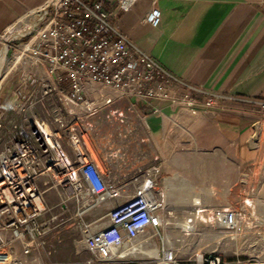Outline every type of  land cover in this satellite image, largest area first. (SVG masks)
Masks as SVG:
<instances>
[{
    "label": "built area",
    "instance_id": "2783aa9c",
    "mask_svg": "<svg viewBox=\"0 0 264 264\" xmlns=\"http://www.w3.org/2000/svg\"><path fill=\"white\" fill-rule=\"evenodd\" d=\"M136 1L46 0L0 32V94L19 65L44 64L49 75L23 74L11 99L0 107V264H29L27 256L50 229L52 220L44 216L48 191L54 188L64 196L62 209L72 198L90 207L123 198L109 210L108 224L85 236L92 254L85 264L128 261L135 255L147 259L142 248L151 240L139 239L169 222L170 210L154 179L136 176L131 192L116 185L92 158L84 133L68 128L59 111L46 120L27 110L28 101L32 108L41 97L55 98L70 112L93 111L113 103L117 93L145 102L151 112L161 110L155 101H168L196 113L200 90L118 28L120 12ZM151 1L145 20L159 27L161 10L157 0ZM206 97L204 104L211 105L219 95L206 92ZM23 112L29 116L13 117ZM216 216L224 226H236L234 211L218 209ZM157 260L177 264L171 247L163 246Z\"/></svg>",
    "mask_w": 264,
    "mask_h": 264
},
{
    "label": "crops",
    "instance_id": "0c3cea01",
    "mask_svg": "<svg viewBox=\"0 0 264 264\" xmlns=\"http://www.w3.org/2000/svg\"><path fill=\"white\" fill-rule=\"evenodd\" d=\"M44 2L0 0V32ZM157 5L162 14L159 27L145 20L153 6L151 0H138L129 10L120 12L117 26L136 45L200 90L196 94L198 110L193 113L168 101H155L161 108L155 113L145 102L128 98L135 121L130 118L125 166L120 168L114 161L105 163L99 151L96 157L91 156L107 179L126 185L130 192L136 176L152 178L159 185L151 176L152 157L166 162L168 148L209 147L223 153L225 148H232L238 160H245L252 130L264 122L263 0H157ZM28 72L39 78L49 76L44 64L19 65L12 77L6 78L3 102L11 99L13 90L20 85V76ZM10 78L13 81L8 83ZM206 92L219 97L205 105ZM114 141L123 145L124 138L119 136ZM223 156L218 158L220 162L229 161ZM105 166L114 174L106 172ZM166 204L169 210H175L172 203Z\"/></svg>",
    "mask_w": 264,
    "mask_h": 264
},
{
    "label": "rangeland",
    "instance_id": "374dc122",
    "mask_svg": "<svg viewBox=\"0 0 264 264\" xmlns=\"http://www.w3.org/2000/svg\"><path fill=\"white\" fill-rule=\"evenodd\" d=\"M4 94L5 91L0 96V107ZM114 94L113 103L93 111L73 108L70 112L55 98L41 97L32 108L28 101L27 110L33 109L34 115L46 120H53L54 111H59L68 128L84 133L93 157L99 151L105 163L114 161L121 168L129 156L130 118L134 116L130 100ZM26 114L29 116L23 112L13 117L23 118ZM119 136L124 138L123 145L114 141ZM246 149L245 160H238L232 148H225L223 153L221 149L196 146L168 148L166 162L152 157L151 176L156 177L164 199L175 210H170L169 222L160 232L149 230L139 240L150 238L149 250L155 246L159 251L163 246L171 247L177 264H264V122L253 128ZM221 154L229 161L220 162ZM105 167L106 172L114 174L109 166ZM58 192L55 188L48 191L44 218L52 222L27 256L29 264H85L92 257L85 247V236L108 224V212L116 204L103 201L90 207L72 198L62 209L59 203L64 196ZM196 197L201 200L199 204L193 203ZM218 209L234 211L236 226L221 224L216 216ZM146 253L150 256L147 259L135 255L139 259L130 257L128 261L109 264H157V258Z\"/></svg>",
    "mask_w": 264,
    "mask_h": 264
},
{
    "label": "bare ground",
    "instance_id": "6f19581e",
    "mask_svg": "<svg viewBox=\"0 0 264 264\" xmlns=\"http://www.w3.org/2000/svg\"><path fill=\"white\" fill-rule=\"evenodd\" d=\"M169 190V189H168ZM201 202V200L198 199V197H196L194 200H193V203L194 204H199ZM152 236V235H151ZM143 250L147 251L148 253H150L153 257H158V253H159V249L157 246H155L154 248L152 247V249L149 250V247L148 248H142ZM148 249V250H147ZM124 252V251H123Z\"/></svg>",
    "mask_w": 264,
    "mask_h": 264
}]
</instances>
